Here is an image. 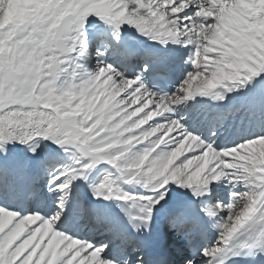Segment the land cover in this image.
Masks as SVG:
<instances>
[{"label":"snow or ice","instance_id":"obj_1","mask_svg":"<svg viewBox=\"0 0 264 264\" xmlns=\"http://www.w3.org/2000/svg\"><path fill=\"white\" fill-rule=\"evenodd\" d=\"M130 29L187 51L174 90L171 58ZM218 86L260 94L257 130L223 138L231 106L188 126V98ZM160 221L171 254L149 255ZM258 261L264 0H0V264Z\"/></svg>","mask_w":264,"mask_h":264},{"label":"bare ground","instance_id":"obj_2","mask_svg":"<svg viewBox=\"0 0 264 264\" xmlns=\"http://www.w3.org/2000/svg\"><path fill=\"white\" fill-rule=\"evenodd\" d=\"M90 19L93 21L98 20V18H96V17H91ZM128 36L141 49L154 50L150 46H148L150 40L141 37L138 33H135V29H130L128 32ZM169 46H171V48L169 50H166L163 52H159L156 50H154V51H156L157 53H169V55H170L172 53H175L176 50L180 48L179 45H175V44H171V43H169ZM183 54H185V50L182 51V55ZM180 56L181 55H179V57ZM190 67L191 66L189 65L188 68L190 69ZM183 78H184V76L181 77L180 80ZM180 80H179V82H180ZM219 88H220L219 92L222 95H224L225 98H224V104H222L221 107L219 108L217 115L221 114L222 112H224L228 108L227 102H228L230 97L234 96L237 92H240L241 90L244 89L243 87L234 88L232 92H227L226 89H224L222 87H219ZM186 104L188 106H193V105L196 106L193 111L196 114L197 118L194 121H190V123L188 125L190 128H192L194 130H198L201 127H204V126L210 124L213 120V117H215L212 115V108L210 106L205 105V102L203 101L202 94H196L195 96L188 98V100L186 101ZM178 107L182 111V114L187 115L183 104L178 106ZM245 119H247V117L242 115L241 113H234V114L230 115L226 120H224V128L226 129V132H225L223 138L230 140V139L234 138L238 134V132L239 133L243 132V131L237 130L236 124L238 121L245 120ZM242 128H243V126H242ZM254 130H257V126L254 128ZM20 147H22V146H20ZM65 162L66 163L69 162L67 157H65ZM106 167H108V165L106 163H104L99 168H97L95 171H93L91 173L92 179L93 180L101 179L102 175H103V168H106ZM4 178H5V182H9V180H10V184L14 183L17 179L13 175L11 170L9 171V173ZM125 187L130 188L131 186L125 185ZM11 203L19 204L20 202L19 201H11Z\"/></svg>","mask_w":264,"mask_h":264},{"label":"rangeland","instance_id":"obj_3","mask_svg":"<svg viewBox=\"0 0 264 264\" xmlns=\"http://www.w3.org/2000/svg\"><path fill=\"white\" fill-rule=\"evenodd\" d=\"M7 183L10 184V180H9V182H7ZM7 183H6V184H7Z\"/></svg>","mask_w":264,"mask_h":264},{"label":"water","instance_id":"obj_4","mask_svg":"<svg viewBox=\"0 0 264 264\" xmlns=\"http://www.w3.org/2000/svg\"><path fill=\"white\" fill-rule=\"evenodd\" d=\"M45 143H49V141H45Z\"/></svg>","mask_w":264,"mask_h":264}]
</instances>
